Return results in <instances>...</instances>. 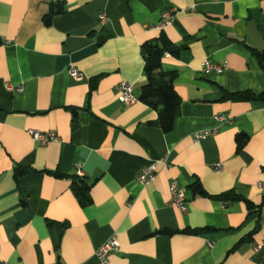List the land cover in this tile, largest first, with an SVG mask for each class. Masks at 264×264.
Returning a JSON list of instances; mask_svg holds the SVG:
<instances>
[{
    "label": "crops",
    "instance_id": "obj_1",
    "mask_svg": "<svg viewBox=\"0 0 264 264\" xmlns=\"http://www.w3.org/2000/svg\"><path fill=\"white\" fill-rule=\"evenodd\" d=\"M162 34L177 52L161 61L179 98L168 133L116 91L139 94L141 47ZM253 51H264V0H0V264H99L111 237L108 264H264V101L225 97L264 92ZM206 60L226 68L203 74ZM31 130L56 139L39 144ZM73 180L89 186L88 203ZM172 182L185 212L170 206ZM227 193L242 200L215 198Z\"/></svg>",
    "mask_w": 264,
    "mask_h": 264
},
{
    "label": "trees",
    "instance_id": "obj_2",
    "mask_svg": "<svg viewBox=\"0 0 264 264\" xmlns=\"http://www.w3.org/2000/svg\"><path fill=\"white\" fill-rule=\"evenodd\" d=\"M51 11L44 21L49 23L52 15L59 13ZM169 48V43L166 37L162 34L155 41L145 42L141 47V54L143 58V74L145 77V83L140 87V92L137 95V100L147 105L149 108L155 110L158 115L157 126L163 133H168L173 128L174 119L176 117V110L179 103V98L174 90V80L176 78L175 73L164 72L161 69V61L165 53L171 52L176 54ZM260 66L264 69V51H253ZM225 97L238 98L243 100H263L264 92L261 94H254L249 91L241 93H227ZM246 139L245 135L239 134L236 136L237 149H240ZM28 171L25 168L19 167L16 169V176H22ZM71 188L79 201L83 204L88 203L89 186L82 180H73ZM193 192L206 195L201 188L200 184L195 182L191 185ZM216 199L223 201H235L242 200L240 197L227 193L215 197ZM164 234L173 233L170 230H163ZM187 234L196 235L201 230H186Z\"/></svg>",
    "mask_w": 264,
    "mask_h": 264
},
{
    "label": "built area",
    "instance_id": "obj_3",
    "mask_svg": "<svg viewBox=\"0 0 264 264\" xmlns=\"http://www.w3.org/2000/svg\"><path fill=\"white\" fill-rule=\"evenodd\" d=\"M172 14L170 12H166L163 14V18L166 19L165 24H168L172 20ZM98 21L101 24H104L106 19L105 15L103 13H100L98 15ZM226 68V63H213L209 60H206L202 64V73L203 74H221L224 69ZM68 74L73 77L77 78L79 77L78 72L70 68L68 70ZM6 90L8 92H21L22 87H14L12 85H6ZM117 91V96L118 100L121 103L125 104H133L137 101V96L133 92V88L131 85L126 84V83H121L120 85L117 86L116 88ZM216 120L220 122L227 121L221 116H217ZM33 141L39 143V144H45L49 141H53L56 139V136L54 133H42L39 131H34L31 130L28 132ZM207 136V133L205 132H200V133H194L191 135V139L194 142H197ZM215 171H219L221 169L220 165L217 164L214 167ZM155 176V166L153 164L145 167L142 169L141 173L137 176V181L141 185H146L150 181L154 179ZM170 195H171V200H170V206L177 208L180 212H185L186 210V201H185V194L182 189H180L175 182H172L170 185ZM223 203L227 204L228 201H223ZM264 242L261 241L259 244L255 245V250L258 251L263 247ZM119 252V243L115 237L109 238L106 242H104L96 251L95 256L98 260L99 264H108V257L111 254H115ZM2 264H7L6 262Z\"/></svg>",
    "mask_w": 264,
    "mask_h": 264
}]
</instances>
